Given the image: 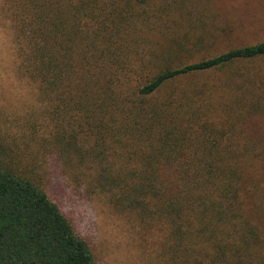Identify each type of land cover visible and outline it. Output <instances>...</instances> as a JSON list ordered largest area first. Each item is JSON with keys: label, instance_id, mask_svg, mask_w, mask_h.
I'll use <instances>...</instances> for the list:
<instances>
[{"label": "trees", "instance_id": "16d2710c", "mask_svg": "<svg viewBox=\"0 0 264 264\" xmlns=\"http://www.w3.org/2000/svg\"><path fill=\"white\" fill-rule=\"evenodd\" d=\"M185 6L0 0V16L15 31L20 75L38 87L46 123L32 138L50 168L53 160L75 187L164 234L160 264H259L262 240L243 216L240 168L214 155L225 133L213 104L181 92L179 81L264 58V42L174 65L181 42L160 45L156 36ZM34 170L0 141V264H96Z\"/></svg>", "mask_w": 264, "mask_h": 264}, {"label": "rangeland", "instance_id": "374dc122", "mask_svg": "<svg viewBox=\"0 0 264 264\" xmlns=\"http://www.w3.org/2000/svg\"><path fill=\"white\" fill-rule=\"evenodd\" d=\"M184 1L183 18L171 24L169 31L162 30L164 36H156L160 45L174 39L181 42L174 65L264 42V0ZM2 18L0 141L20 157L23 169H35L50 198L91 246L96 264H160L164 234L144 228L133 214L118 211L106 196L75 187L53 160L50 168L48 157L40 154L32 138L34 131L42 134L46 123L38 87L20 75L15 31ZM150 71L153 76L158 69ZM179 85L187 96L200 93V102L213 104L209 113L216 128L225 133L214 155L230 159L235 172L240 168L242 212L262 240L256 250L261 255L259 264H264V58L183 78Z\"/></svg>", "mask_w": 264, "mask_h": 264}]
</instances>
